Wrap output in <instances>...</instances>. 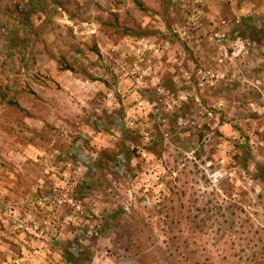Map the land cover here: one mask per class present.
<instances>
[{
  "label": "rangeland",
  "instance_id": "obj_1",
  "mask_svg": "<svg viewBox=\"0 0 264 264\" xmlns=\"http://www.w3.org/2000/svg\"><path fill=\"white\" fill-rule=\"evenodd\" d=\"M44 1L0 0V264H264V0Z\"/></svg>",
  "mask_w": 264,
  "mask_h": 264
},
{
  "label": "trees",
  "instance_id": "obj_2",
  "mask_svg": "<svg viewBox=\"0 0 264 264\" xmlns=\"http://www.w3.org/2000/svg\"><path fill=\"white\" fill-rule=\"evenodd\" d=\"M23 4L27 7V18L29 17L30 14L35 13L37 11L43 10L45 6V1L44 0H23ZM24 6V7H25ZM20 28H28L26 23L22 24V27H16L15 29H11V35L13 36H19L20 35ZM20 37V36H19ZM7 86V85H6ZM5 86H2L0 84V100H5ZM6 102H8L11 105H15V101L12 99H7ZM259 171H264V166H259Z\"/></svg>",
  "mask_w": 264,
  "mask_h": 264
},
{
  "label": "built area",
  "instance_id": "obj_3",
  "mask_svg": "<svg viewBox=\"0 0 264 264\" xmlns=\"http://www.w3.org/2000/svg\"><path fill=\"white\" fill-rule=\"evenodd\" d=\"M33 227H34V228H37V225H34Z\"/></svg>",
  "mask_w": 264,
  "mask_h": 264
}]
</instances>
